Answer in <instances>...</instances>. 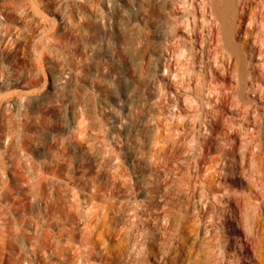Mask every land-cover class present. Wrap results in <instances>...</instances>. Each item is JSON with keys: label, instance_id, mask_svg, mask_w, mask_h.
I'll return each mask as SVG.
<instances>
[{"label": "rangeland", "instance_id": "1", "mask_svg": "<svg viewBox=\"0 0 264 264\" xmlns=\"http://www.w3.org/2000/svg\"><path fill=\"white\" fill-rule=\"evenodd\" d=\"M213 2L0 0V264H264L261 40L231 7L241 89L209 139L211 89L238 85L200 59ZM159 128L177 173L155 188Z\"/></svg>", "mask_w": 264, "mask_h": 264}, {"label": "bare ground", "instance_id": "2", "mask_svg": "<svg viewBox=\"0 0 264 264\" xmlns=\"http://www.w3.org/2000/svg\"><path fill=\"white\" fill-rule=\"evenodd\" d=\"M202 1V3H201V5H199L200 6V8L202 9L203 7H204V1L205 0H201ZM191 6H192V8H193V4H191ZM212 7H211V11L209 12V14L211 15L212 14V16L214 17V20H215V23H216V20H218V21H220L219 22V24H218V27H219V30H217V27L216 26H214V21H213V23H212V25H210V24H208L209 26H210V28L208 29L209 30V33L207 32L206 34H209V38H208V40L206 39V36H204L203 37V35H202V31H201V29L202 28H200V27H198L199 25H201V23L199 24L198 23V21H200L199 19H201V21H202V23H204L203 21H204V11H202L201 10V16H198L197 14H196V12H195V10H194V12H193V25H194V31H195V35H196V37H199L198 39H197V41H198V43L201 45V50H200V54H201V56H200V59H201V57H203L202 55H208V58L206 59V61L204 60L203 62H205V65H204V67L205 66H207L210 70L213 68L215 71L217 70V71H221L222 72V74H223V76L225 75L226 77H229V76H233V75H235L237 78H238V80H237V86L235 87V88H233L232 87V89L231 90H227V92L226 91H218L217 90V88H210L211 90H215V91H211V94H212V92H214L213 93V98L211 97L210 98V100L209 101H207V102H209V104L211 103V101L212 100H214V98H215V100H217L218 99V102H215V104L213 105L212 104V113H214V115H215V120H214V122H213V126H212V124L210 125V123H209V125L210 126H212L209 130L208 129H206V130H208L209 132H208V135H209V139L212 137L211 135H215V133H216V130H215V126H217V125H219L220 124V122H221V120L222 119H224V121L225 120H227V119H225L226 118V116H224L223 115V113H221V111H219L218 113L214 110V107L213 106H225V105H227L228 103L230 104V101H232V102H234L235 100H236V96H239L240 94L237 92V94H236V91H235V89L237 88L238 90L239 89H241V88H239V87H241V83L239 82V80H240V78H241V75H242V71H241V65H242V60L241 59H239L238 61H233L232 60V62H228V59H230L231 57H232V54H234L233 53V51L232 50H230V47H231V40L230 39H232V38H229V37H232L233 35H235L236 36V34H237V32H232V34H231V32H230V36L229 37H226V30L225 29H230L229 27H232V25L231 24H234L233 22H232V19L230 18H226V17H230L231 15H229V16H227V14L229 13V10H231V7H234L235 8V11H234V15H233V19H234V21H235V23L237 22V25H240V24H242L244 21H246L247 19H249V22L250 23H252V29L253 30H257V34L258 35H260L259 36V38H260V43L262 42V43H264V41H262V36H263V34H264V29H263V25H264V0H214V2L212 3V5H211ZM192 15V14H191ZM225 18V19H229V20H226V21H228V23H226L225 22V20H223L222 18ZM232 17V16H231ZM210 21H211V19H210ZM212 22V21H211ZM222 22V23H221ZM198 23V24H197ZM208 23H209V21H208ZM216 25V24H215ZM237 25H236V27H237ZM202 27V26H201ZM207 30V31H208ZM221 30V31H220ZM228 31H230V30H228ZM236 31V30H235ZM223 33V36H221V34ZM204 34V33H203ZM199 35V36H198ZM229 35V34H228ZM227 35V36H228ZM257 37V36H256ZM255 37V38H256ZM262 37V38H261ZM207 40V42L209 43V42H211V43H207V45L204 43V40ZM233 39H234V36H233ZM232 39V40H233ZM205 40V41H206ZM210 40V41H209ZM222 40V43L220 44L219 43V41H221ZM256 42V41H255ZM233 43V42H232ZM260 43H256V44H258L259 46H260ZM204 44V45H203ZM255 44V45H256ZM252 45V44H251ZM251 46L250 47V50L252 51L251 53H253V54H259V56H261L260 57V59H261V62L263 61L264 62V50H262L260 47H257V46ZM264 45V44H263ZM211 47V48H210ZM213 56V59L211 60V57ZM229 56H231V57H229ZM229 57V58H228ZM204 58V57H203ZM215 58V59H214ZM233 59V58H232ZM213 60H215V65H213ZM231 61V60H230ZM203 62H200V64L202 63L203 64ZM202 66V65H201ZM214 66V67H213ZM206 67V68H207ZM203 68V67H202ZM208 69V70H209ZM202 70V69H201ZM204 70H205V68H204ZM202 72V71H201ZM199 74V73H198ZM199 75H201V73L199 74ZM250 75V74H249ZM254 76V75H253ZM249 77V76H248ZM255 77V76H254ZM201 77H199V79H200ZM249 78H251V76L249 77ZM256 78H257V82H256V84L259 82V80H260V76L259 75H257V77H255L254 79L256 80ZM202 79V78H201ZM200 79V80H201ZM252 79V78H251ZM250 80V79H249ZM254 81V80H253ZM252 81V82H253ZM260 83V82H259ZM253 85V84H252ZM255 86V85H254ZM262 85H260V84H258V87H260V89H261V91H260V89H259V91L260 92H262V87H261ZM215 87V86H214ZM230 87V86H229ZM257 87V86H256ZM225 88V87H224ZM255 88V87H254ZM209 89V90H210ZM221 89V88H220ZM227 89H228V87H227ZM242 89H243V87H242ZM256 89V88H255ZM216 90H217V92H216ZM254 90V89H253ZM241 91V90H240ZM258 91V90H257ZM210 93V92H209ZM257 93H259V92H257ZM262 94V93H261ZM210 95V94H209ZM232 104V103H231ZM211 109V108H210ZM245 109V110H244ZM244 111L243 112H245L246 111V107H244ZM249 111V110H248ZM210 112V111H209ZM254 112V111H253ZM211 113V114H212ZM246 114V113H245ZM257 115V114H256ZM256 115H254V116H256ZM244 116V115H243ZM247 115H245V117H246ZM253 116V115H252ZM259 116V115H258ZM244 117V118H245ZM257 117V116H256ZM253 118H255V117H253ZM258 118V117H257ZM257 118H255V119H257ZM255 119H254V121H255ZM222 122H223V120H222ZM211 123H212V121H211ZM227 122H225V124H226ZM222 124H224V122L223 123H221V125L220 126H225V124L224 125H222ZM161 125V124H160ZM161 126H163V128L165 129V131H169L170 130V125H161ZM218 127V126H217ZM160 128H162V127H160ZM160 128H159V130L157 129V133L155 132V135H156V141L155 142H153L156 146H155V148H154V154H155V158H154V163H155V168H157L156 169V171H157V174L159 175V172H161V174L162 173H164V176L162 175V177H160V176H158V177H156L157 175H155V177L153 178V179H155V180H153L152 181V184L150 185V186H152V187H155V188H157V186H160V185H163V183H165V181L167 180V179H169L170 177V174H172L173 175V173H177V171L175 172V171H173V166L174 165H172V164H174L173 162L175 161V156L176 155H178L177 154V152L176 151H174V150H172L171 148V145H172V143H174L173 141H171V142H169L170 140L168 139V136H165V135H163V133L160 131ZM176 130H178V129H176ZM179 131V130H178ZM203 136V135H202ZM211 136V137H210ZM216 136V135H215ZM154 137V136H153ZM204 137V136H203ZM155 138V137H154ZM153 138V139H154ZM205 142L207 141L206 139H207V137H204V138H202ZM155 140V139H154ZM172 140V139H171ZM202 140V141H203ZM153 141V140H152ZM202 141H200V142H202ZM153 143L152 142H150V144H152L153 145ZM171 144V145H170ZM201 144V143H200ZM210 144V143H209ZM170 145V146H169ZM204 145V144H203ZM206 145V144H205ZM200 146H202V144L200 145ZM208 146V145H207ZM154 147V146H153ZM204 147V146H203ZM209 147V146H208ZM200 149H202V148H200ZM207 149V148H206ZM205 149V150H206ZM204 150V149H203ZM200 152H204V151H200ZM205 152H207V151H205ZM151 155V154H150ZM202 154H200V155H198V156H201ZM197 156V157H198ZM153 157V156H152ZM203 158H205L204 156H201L200 157V160L201 159H203ZM151 160H153L152 158H150ZM137 160V159H136ZM177 160V159H176ZM196 160V159H195ZM199 160V161H200ZM205 159H203L202 160V162L204 161ZM198 162V161H197ZM197 162H196V164H197ZM148 163H149V161H148ZM176 163V162H175ZM201 163V162H200ZM199 163V164H200ZM134 164V163H133ZM160 166H162L163 168L162 169H159L160 168ZM198 166V165H197ZM201 166V165H200ZM138 167V166H137ZM149 167V166H148ZM201 167H199V169H200ZM154 169V168H153ZM150 170V169H149ZM155 171V172H156ZM196 171H197V168H196ZM199 171V170H198ZM200 171H201V169H200ZM199 171V172H200ZM113 180H116V172L115 173H113ZM172 178V177H171ZM170 178V179H171ZM168 181V180H167ZM87 184V183H86ZM89 184V183H88ZM87 184V185H88ZM86 187V186H85ZM151 187V188H152ZM97 189V188H96ZM98 190V189H97ZM99 190H101V189H99ZM154 190V189H153ZM171 191V190H170ZM79 192V191H78ZM77 191H76V193H78ZM94 192V191H93ZM92 192V193H93ZM165 192H167V191H165ZM165 192H164V194H165ZM75 192L73 193L74 195L76 194ZM80 193V192H79ZM190 193V192H189ZM194 193H195V191H194ZM95 194V197L98 195V193H94ZM93 194V195H94ZM100 194V193H99ZM73 195V196H74ZM191 195V194H190ZM192 195H193V193H192ZM76 196H77V194H76ZM78 196H79V194H78ZM77 196V197H78ZM92 196V195H91ZM80 197V196H79ZM94 197V196H93ZM192 197V196H191ZM73 198H75V196L73 197ZM153 198V197H152ZM152 198H150L149 197V199H145L146 201H144V203H142V206L140 207V205L141 204H139L138 202H136V207H135V213H136V216L138 215V212H139V207L142 209V211L143 212H146V211H148V210H150L151 209V207H152V205H154V198L152 199ZM76 199H78V198H76ZM79 199H81V197L79 198ZM82 201V200H81ZM84 201V200H83ZM114 203V202H113ZM113 205V204H112ZM109 207V206H108ZM107 207V208H108ZM113 207V206H112ZM115 207V206H114ZM102 207H100V209H101ZM104 208V207H103ZM102 208V209H103ZM100 209H98V210H100ZM115 209V208H114ZM113 209V211H115ZM101 211V210H100ZM103 211L104 210H102L101 212L103 213ZM141 211V210H140ZM104 212H108V211H104ZM98 214V213H97ZM104 214V213H103ZM115 214V213H114ZM110 215V214H109ZM109 215H108V217H109ZM113 215V214H112ZM100 216V217H99ZM98 216V218H100V220L99 221H101V220H103L107 215H103V216H105L103 219L101 218V215H99ZM107 217V218H108ZM114 218V217H113ZM106 219V218H105ZM104 219V220H105ZM103 224V223H102ZM115 226V225H114ZM110 228V227H109ZM112 229V228H111ZM115 228L113 227V230H114Z\"/></svg>", "mask_w": 264, "mask_h": 264}, {"label": "built area", "instance_id": "3", "mask_svg": "<svg viewBox=\"0 0 264 264\" xmlns=\"http://www.w3.org/2000/svg\"><path fill=\"white\" fill-rule=\"evenodd\" d=\"M13 176V171L10 170L9 173L4 167H0V184H7L11 183V178Z\"/></svg>", "mask_w": 264, "mask_h": 264}]
</instances>
